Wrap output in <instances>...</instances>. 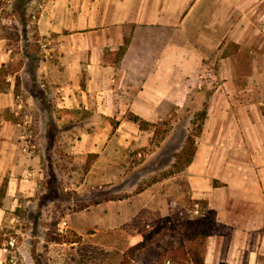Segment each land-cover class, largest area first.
I'll list each match as a JSON object with an SVG mask.
<instances>
[{
    "label": "crops",
    "instance_id": "obj_1",
    "mask_svg": "<svg viewBox=\"0 0 264 264\" xmlns=\"http://www.w3.org/2000/svg\"><path fill=\"white\" fill-rule=\"evenodd\" d=\"M64 2L52 14L54 50L74 74L73 87L87 73L84 108L97 107L90 115L130 112L152 121L178 106L191 117L205 111L182 176L198 231H210L189 264H264V0ZM12 61L8 41L0 39V69ZM14 105L13 95L0 92L2 235L27 209L38 158L26 131L6 116ZM7 243L0 237V264ZM144 250L130 264L161 258Z\"/></svg>",
    "mask_w": 264,
    "mask_h": 264
},
{
    "label": "rangeland",
    "instance_id": "obj_2",
    "mask_svg": "<svg viewBox=\"0 0 264 264\" xmlns=\"http://www.w3.org/2000/svg\"><path fill=\"white\" fill-rule=\"evenodd\" d=\"M64 1L0 0V39L13 55L0 92L14 96L6 116L38 156L27 209L0 234L5 264H130L142 241L141 253L161 255L156 264H189L210 229L198 231L182 172L164 176L184 163L187 139L197 140L203 120L180 106L149 119V130L130 112L90 115L97 107L84 108L87 73L73 87L74 74L54 50L52 14Z\"/></svg>",
    "mask_w": 264,
    "mask_h": 264
},
{
    "label": "trees",
    "instance_id": "obj_3",
    "mask_svg": "<svg viewBox=\"0 0 264 264\" xmlns=\"http://www.w3.org/2000/svg\"><path fill=\"white\" fill-rule=\"evenodd\" d=\"M127 44H128V39L126 38V39H125V45H124V47H122V48L120 49V55H123V53H124V51H125V49H126ZM2 71H3V68L0 69V73H1ZM204 114H205V111H204V112L202 111V112L199 113V115L196 116L195 118H201V119L203 120V122H204V120H205V115H204ZM131 116H132L131 120H132L135 124H137L141 130H149L151 127H154V126H155L154 123H150V122H148V121H146V120H144V119H142V118H140V117H138V116H135V115H133V114H131ZM202 125H203V123H202ZM202 125L200 126V128L198 129L196 135L194 136L196 139H197V137H199V135H200V133H201ZM196 142H197V141L194 140L193 137H191V136L188 137V139H187V144H186V146L184 147L183 152H182V154H181L182 157H183V156H186V159H185L184 163L181 164V165H179V164H175V168H176V170H174V171L172 170L170 173L166 174V175L164 176V178H167V177L173 176V175L176 174V173H181V172H183V171H184V170H185V169H186V168L192 163V160H193V158H194V156H195V152H196ZM155 182H157V181H155ZM144 246H145V242L139 243V244L135 245L134 247H132V248H131V251H133V250H140V249H142Z\"/></svg>",
    "mask_w": 264,
    "mask_h": 264
},
{
    "label": "built area",
    "instance_id": "obj_4",
    "mask_svg": "<svg viewBox=\"0 0 264 264\" xmlns=\"http://www.w3.org/2000/svg\"><path fill=\"white\" fill-rule=\"evenodd\" d=\"M64 226H65V224H64L63 226L60 227V232H63V230H64V228H65Z\"/></svg>",
    "mask_w": 264,
    "mask_h": 264
}]
</instances>
